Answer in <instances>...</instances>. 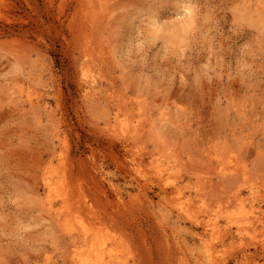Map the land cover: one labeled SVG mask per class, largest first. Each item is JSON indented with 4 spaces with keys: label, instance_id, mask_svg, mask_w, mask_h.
<instances>
[{
    "label": "rangeland",
    "instance_id": "rangeland-1",
    "mask_svg": "<svg viewBox=\"0 0 264 264\" xmlns=\"http://www.w3.org/2000/svg\"><path fill=\"white\" fill-rule=\"evenodd\" d=\"M80 258L264 264V0H0V264Z\"/></svg>",
    "mask_w": 264,
    "mask_h": 264
},
{
    "label": "bare ground",
    "instance_id": "bare-ground-1",
    "mask_svg": "<svg viewBox=\"0 0 264 264\" xmlns=\"http://www.w3.org/2000/svg\"><path fill=\"white\" fill-rule=\"evenodd\" d=\"M190 16H191V15H190ZM192 18H193V17H192ZM193 19H194V18H193ZM38 98H39V97H38ZM27 99H30V101H32V98H31V97H30V98H27ZM38 100H39V99H38ZM35 101H37V100H35ZM162 115H163V114H162ZM51 178H52V177H51ZM49 185H50V183H49ZM51 186H52V185H51ZM49 197H50V196H49ZM52 197H53V196H52ZM48 199H49V198H48ZM48 199H47V202L49 201ZM51 199H52V198H51ZM51 199H50V201H49V202H50V203H49L50 205H51V203H52V202H51ZM63 200H64V199H63ZM44 203H45V202H44ZM44 203H43V204H44ZM62 203H63V202H62ZM45 204H46V203H45ZM49 204H48V206H50ZM63 204H64V203H63ZM67 204H68V203H67ZM79 204H80V203H79ZM255 207H258V206H255ZM259 207H261V206H259ZM259 207H258V208H259ZM48 208H49L48 210H50V213H52V212H51V210H52V205H51V207H48ZM64 209H65V208H64ZM55 210H56V209H55ZM52 211H53V210H52ZM64 211H65V210H64ZM57 212L59 213V211H57ZM71 212H72V211H71ZM254 212H255V211H254ZM256 213H257V212H256ZM59 215H60V214H59ZM57 216H58V214H57ZM67 216H68V215H67ZM244 216H245V215H244ZM254 216H255V215H254ZM258 216H259V215H258ZM260 216H261V215H260ZM260 216H259V217H260ZM54 217H55V216H54ZM58 217H59V216H58ZM241 217H242V216H241ZM249 217H250V216H249ZM247 218H248V217H247ZM52 219H53V218H52ZM68 219H69V218H68ZM253 219H254V218H253ZM212 220H213V219H212ZM231 220H232V219H231ZM258 220H259V219H258ZM55 221H56V220H55ZM67 221H68V220H67ZM256 221H257V220H256ZM56 222H57V221H56ZM201 222H202V221H201ZM215 222H216V221H215ZM61 223H62V222H61ZM252 223H253V221H252ZM64 224H65V223H64ZM239 224H240V223H239ZM213 225H215V224H213ZM244 225H245V224H244ZM238 226H239V225H238ZM79 228H80V227H79ZM79 228H78V229H79ZM62 229H63V228H62ZM67 229H68V228H67ZM88 229H89V228H88ZM68 230L70 231V229H68ZM72 231H74V230H72ZM76 231H77V230H76ZM81 231H82V229H81ZM90 231H91V230H90ZM77 232H79V231H77ZM82 232H83V231H82ZM82 232H80V233H82ZM68 233H70V232H68ZM71 233H73V232H71ZM90 234H91V233H90ZM93 234H94V233H93ZM79 235H80V234H79ZM88 235H89V234H88ZM91 235H92V234H91ZM99 235H100V234H99ZM88 237H89V236H88ZM92 237H93V236H92ZM92 237H91V238H92ZM78 238H80V236H79ZM82 239H83V238H82ZM86 239H89V240H90V237H89V238L86 237ZM93 239H94V238H93ZM101 239H102V238H101ZM91 240H92V239H91ZM87 241H88V240H87ZM98 241H99V240H98ZM100 241H101V240H100ZM85 242H86V241H85ZM101 242H102V241H101ZM106 244H107V243H106ZM109 246H110V245H109ZM106 247H107V246H106ZM79 248H80V247H79ZM98 248H100V247H98ZM98 248H97V250L100 251ZM90 249H91V248H90ZM90 249H89V250H90ZM84 250H85V249H84ZM91 251H92V250H90V253H91ZM72 252H73V251H72ZM76 253H77V252H76ZM90 253H89V254H90ZM92 253H93V252H92ZM83 254H84V253H83ZM77 255H78V254H77ZM90 255H91V254H90ZM69 256H70V255H69ZM74 256H75V255H74ZM97 256H98V255H97ZM87 257H88V256H87ZM72 258H73V257H72ZM102 258H104V257H102ZM93 259H95V258H93ZM79 260H80V262H81L82 264H89V263H90V264H93L92 262H95V260H94V261L91 260V257H90V260H91L92 262H91L90 260H87V261H86V260H83L82 258H80ZM76 261H77V260H76ZM104 261H105V260H104ZM102 262H103V261H102ZM97 263H98V262H97ZM72 264H73V263H72Z\"/></svg>",
    "mask_w": 264,
    "mask_h": 264
}]
</instances>
